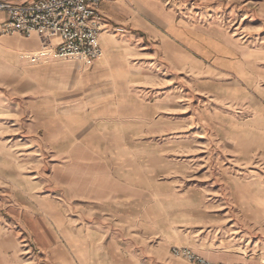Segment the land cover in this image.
<instances>
[{"label": "rangeland", "instance_id": "1", "mask_svg": "<svg viewBox=\"0 0 264 264\" xmlns=\"http://www.w3.org/2000/svg\"><path fill=\"white\" fill-rule=\"evenodd\" d=\"M147 1L91 65L0 24V261L264 264L261 0Z\"/></svg>", "mask_w": 264, "mask_h": 264}, {"label": "built area", "instance_id": "2", "mask_svg": "<svg viewBox=\"0 0 264 264\" xmlns=\"http://www.w3.org/2000/svg\"><path fill=\"white\" fill-rule=\"evenodd\" d=\"M103 0H0L6 13L2 33L37 37L42 51L32 58L56 56L91 65L103 56L101 36L107 23L100 11ZM211 264V263H208Z\"/></svg>", "mask_w": 264, "mask_h": 264}, {"label": "crops", "instance_id": "3", "mask_svg": "<svg viewBox=\"0 0 264 264\" xmlns=\"http://www.w3.org/2000/svg\"><path fill=\"white\" fill-rule=\"evenodd\" d=\"M140 2L143 7L148 8L150 3L147 0H103L100 11L104 15L106 23H107V31L102 34L101 36V44L103 47V50L107 52V54L112 53L113 47L112 45H115V42H120L121 39L118 40L115 36H110L111 31L117 30V32H121L123 29L122 26L116 27L117 25L122 24H142L148 22V16L145 14H139L138 12L136 14L135 10L138 8L137 4ZM139 6V4H138ZM148 6V7H147ZM136 7V9H135ZM261 7L262 12L264 14V0H261ZM149 9V8H148ZM3 20H5V15L3 16L0 14V24H2ZM115 26V27H114ZM122 28V29H121ZM31 39V40H30ZM27 41H18L17 39H5L3 40L5 46L11 47L13 50L17 51L18 58L20 57L19 53H25V52H39L42 48L41 42L37 37H32ZM118 40V41H117ZM118 42V43H119ZM33 62V61H32ZM53 62H57L54 58H48L46 60H43L41 64L36 65H25L23 66V71L26 73H33L38 72L39 78H45V75L49 74V68L52 67L51 65L54 64ZM59 62V61H58ZM23 63V62H22ZM41 73L44 75L42 76ZM66 80L60 79L59 85L60 87L66 84ZM55 85H58V82L55 81ZM96 93L94 95L95 98H99L98 100L103 101L104 98L102 95L100 96V90L98 88L93 89ZM11 245V242L10 244ZM14 260V262H13ZM25 260L24 258H2V261H0V264H24ZM26 264V263H25Z\"/></svg>", "mask_w": 264, "mask_h": 264}]
</instances>
